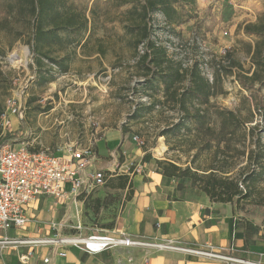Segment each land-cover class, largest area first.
<instances>
[{"label":"trees","instance_id":"16d2710c","mask_svg":"<svg viewBox=\"0 0 264 264\" xmlns=\"http://www.w3.org/2000/svg\"><path fill=\"white\" fill-rule=\"evenodd\" d=\"M111 2L117 11L111 20L113 24L118 21L131 35L133 57L143 76L138 82V87L143 90L137 87L133 93L143 92L150 97L161 93L163 96V100L154 99L150 104L138 103L131 119L141 118L143 110L152 112L166 106L178 110L181 113L179 121L168 124L161 136H166L168 141L174 138L181 147H186L183 148L185 153L194 152L191 165L187 167L157 160V170L165 180L177 182L178 190H187L185 181L189 180L192 188L207 195L212 202L232 204L236 214L242 202L252 197L264 180V125L260 127L257 123L248 127L256 115L262 116L264 122V12L256 21L243 26L244 34L252 38L242 42L251 61V68L247 70L240 60L234 59L232 52L221 56L203 54L192 62L190 60V65L172 56L170 47L178 50L183 46L174 42V29L194 17L197 0ZM87 11V5L79 7L75 0H0V56L5 55L6 49H12L16 42L24 41L30 45L34 57L35 83L44 86L54 82L57 73L70 71L76 48L88 43L95 31L94 21L90 20ZM90 12L93 18L98 17L96 10ZM159 13L164 20L160 19L158 23L165 24L167 30L162 41L153 25ZM1 37L9 39L6 46ZM195 41L187 44L196 45L198 52L199 37ZM141 46L144 48L142 52ZM99 51L103 53V49ZM208 73H211L212 80ZM233 75L243 89L253 90V100L244 97L236 110L211 104L212 97L225 93L224 78ZM7 80L0 64V86H5ZM5 110L6 104L0 98V121ZM123 131L128 133L131 130L124 126ZM149 158L145 155L143 162H149ZM244 160L246 164L239 167ZM236 169L237 177H234ZM108 176L104 186L108 193L104 198L79 197L84 200L85 208H90L95 215L114 203L132 199L133 185L128 175ZM126 189L128 191L124 194Z\"/></svg>","mask_w":264,"mask_h":264},{"label":"rangeland","instance_id":"374dc122","mask_svg":"<svg viewBox=\"0 0 264 264\" xmlns=\"http://www.w3.org/2000/svg\"><path fill=\"white\" fill-rule=\"evenodd\" d=\"M75 2L79 7L87 5V14L90 20L94 21L96 28L89 37L88 43L76 48V55L68 73H57L54 82L44 86L37 85L35 83L37 75L32 69L34 57L30 45L24 41L16 42L12 49H6L5 55L0 56L2 70L8 77L6 85L0 86V98L5 104L9 98H16L17 103L21 101L23 104V118L19 113L9 114L11 133L7 138L0 140H15V144H18L33 138L36 147L44 146L50 150L63 151L65 146L70 145L76 137L84 141L94 139L99 137L100 130L104 126L118 125L119 121H122L123 127L130 128L131 131L128 133L131 136L140 138L142 145L135 143L144 151L146 158L150 157L149 163L155 167H158L157 160L172 161L182 167L191 165L194 152L185 153L183 148L186 147H181L174 138L168 141L166 136H161L162 130L168 124L179 121L181 113L178 110H173L169 106L152 112L143 110L140 112L141 118L131 119L138 103L150 104L154 99L163 100V96L161 93L154 97L143 92L133 93V90L139 86L138 82L143 80V76L133 57L131 35L126 33L118 21L113 24L111 20L117 13L113 2L110 3V0H75ZM91 9L97 11L98 17L93 18ZM263 12L264 0H221L219 3L197 0V12L194 13V17L188 23L174 29L176 37L174 42L183 46L178 50L170 47L169 51L173 53L175 60L189 65L192 64L189 63L190 60L192 62L203 54L221 56L232 52L234 59L240 60L248 70L251 68V61L242 42L251 41L252 38L244 34L243 26L248 22L256 21ZM155 19L153 25L162 41L167 32L164 29L165 24L158 23V20H164L162 14H157ZM88 35L89 31L85 36ZM196 37H199L198 52L196 45L192 47L187 44L196 42ZM1 41L6 46L9 39L1 37ZM163 43L166 46V43ZM101 49L103 53H100ZM140 50L144 51L143 46ZM223 81L225 93L212 97L211 104L236 110L244 97L253 100L251 96L253 90L243 89L236 76H228ZM255 88H258V85ZM262 95L264 97V90ZM32 98H35V101L29 104ZM115 119L116 123L113 122ZM257 123L260 127L264 125L262 116L256 115L255 121L248 124V127ZM14 128H17V131H14ZM2 129L0 121V137ZM245 164L244 160L239 167ZM237 172L238 169L233 173L234 177H237ZM185 182L188 190H196L190 186L189 180ZM33 205L36 207L34 208ZM29 209V220L25 228L33 224L39 228L48 227L47 237L89 236L88 229H85V232L75 229L78 223L72 213L77 211L75 207L71 209L68 204H61L56 199L39 198ZM236 222L238 226L256 229V234L264 230V180L257 186L252 197L242 202L237 210ZM82 224L90 229L93 226L90 216L83 217ZM25 228L13 232L21 236L25 234Z\"/></svg>","mask_w":264,"mask_h":264},{"label":"crops","instance_id":"0c3cea01","mask_svg":"<svg viewBox=\"0 0 264 264\" xmlns=\"http://www.w3.org/2000/svg\"><path fill=\"white\" fill-rule=\"evenodd\" d=\"M113 122L116 123V119ZM121 122L119 121L118 125L104 126L99 137H96V168L103 170L105 176L109 174V178L128 175L129 182L133 185L132 199L125 203H114L109 208L102 209L98 215L90 208H85V202L79 199L80 196L76 199L68 196L59 201L61 204H68L71 209L72 207L77 209L72 213L78 221L75 229L80 232L88 229L89 235L99 232L108 235L124 233L129 237L153 243L166 244L173 241L175 245L184 249L120 246L101 253L89 254L76 246L66 245L64 249L67 255L62 257L58 255L61 249L55 250L52 244L20 245L0 251V264H44L43 260L47 257L51 259L50 264H244L195 251H209L264 263V230L256 234L254 228L252 230L243 225L238 226L237 213L235 214L230 203L212 202L207 195L197 190H178L177 182L165 180L157 167L152 163L143 162L144 151L133 141V136L123 131ZM14 131H17V128H14ZM89 140L84 141L76 137L70 145L62 147L63 151L69 146L87 145ZM21 144H27L30 149H39L35 146L33 138L18 143L17 146ZM51 151L63 154L55 149ZM104 186H101L103 189L98 187L83 196L104 198L108 193ZM127 191L128 189L124 194ZM40 198L55 199L46 196ZM31 211L33 212V208ZM28 212L30 213V209ZM89 216L93 225L90 229L82 224V218ZM18 229L20 228L0 230V238L5 236L26 239L63 238L47 237L49 228H39L35 224L25 228L26 232L21 236L13 232ZM30 251H33V255L29 262H21L20 256Z\"/></svg>","mask_w":264,"mask_h":264},{"label":"built area","instance_id":"2783aa9c","mask_svg":"<svg viewBox=\"0 0 264 264\" xmlns=\"http://www.w3.org/2000/svg\"><path fill=\"white\" fill-rule=\"evenodd\" d=\"M209 1L219 3L221 0ZM208 77L212 80L211 73H208ZM11 113H19L20 117L23 118V104L21 101L17 103L16 98H9L6 101V111L1 119L3 131L0 138H6L11 132L9 115ZM96 139V137L90 139L87 145L69 146L66 150L61 151L63 152L61 155L46 148L30 149L27 144L17 146L15 141L10 139L0 140V230L25 228L29 220L28 209L41 196L58 200L71 196L76 199L83 194H89L98 187L104 186L106 183L105 172L96 168ZM132 139L142 145V141L138 136H133ZM41 244H52L55 250L60 248L58 255L62 257L67 255V251L64 249L66 245L76 246L89 254L101 253L112 247L120 246L184 249L179 245H175L173 241L166 244L153 243L140 238L129 237L124 233L108 235L99 232L90 234L86 238L26 239L5 236L0 238V251L3 252L9 247L20 245ZM195 252L244 264H264L209 251ZM32 255L33 251L21 255V262L28 263ZM43 262L44 264H50L51 259L47 257Z\"/></svg>","mask_w":264,"mask_h":264}]
</instances>
